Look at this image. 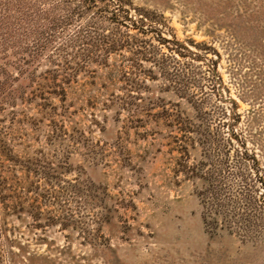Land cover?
Wrapping results in <instances>:
<instances>
[{"label": "rangeland", "instance_id": "374dc122", "mask_svg": "<svg viewBox=\"0 0 264 264\" xmlns=\"http://www.w3.org/2000/svg\"><path fill=\"white\" fill-rule=\"evenodd\" d=\"M130 1L172 42L109 53L75 0H0V264H264L260 182L250 236L213 234L179 167L264 178V0Z\"/></svg>", "mask_w": 264, "mask_h": 264}, {"label": "trees", "instance_id": "16d2710c", "mask_svg": "<svg viewBox=\"0 0 264 264\" xmlns=\"http://www.w3.org/2000/svg\"><path fill=\"white\" fill-rule=\"evenodd\" d=\"M75 1L76 10L79 14L94 11L95 22H92L93 25H96V20L100 19L109 22L113 26L110 39L103 40L104 43L108 44L107 50L109 53L118 50L125 43H128V40H132L133 43L138 41L136 37L138 34H127L124 35L125 37L123 34L121 35L122 28L137 30L138 33L144 36L154 34L158 37L159 42H163V44L172 42L167 38H163L159 33L161 29L156 26L158 22L157 15L142 8H135L130 0ZM117 37L120 38L116 39ZM138 43L151 46L146 40L138 41ZM142 45L138 46V51L143 55L142 49L144 50L146 47ZM175 45L181 48L177 41H175ZM0 154L4 157H11V150L1 132ZM248 159H252L255 164L247 166L246 169L242 167L243 164L239 165V162V164L237 162L230 163V160H220L218 164L211 165L212 168L209 170L203 162L194 166H189L188 162L179 164V167L183 169L181 172L203 182V191L200 193V197L204 207L205 226L209 232L215 234L218 231H227L244 239L252 233L250 229L251 220L258 213L257 210L261 208L257 206L258 199L255 197L258 190L257 183L260 182L264 188V178L255 169L258 164L257 160L245 151L242 153L241 160L247 162ZM252 169L256 170L254 174L249 172ZM5 184V179L0 178V195L6 191ZM262 196L264 195L262 194ZM4 201L3 204H5ZM22 203L19 207L23 206ZM10 208L4 206V210H6L4 216L10 211Z\"/></svg>", "mask_w": 264, "mask_h": 264}]
</instances>
